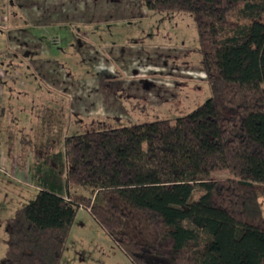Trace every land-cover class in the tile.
Masks as SVG:
<instances>
[{"label": "trees", "instance_id": "trees-1", "mask_svg": "<svg viewBox=\"0 0 264 264\" xmlns=\"http://www.w3.org/2000/svg\"><path fill=\"white\" fill-rule=\"evenodd\" d=\"M143 3L193 17L211 96L175 120L36 143L37 193L7 220L1 264H61L81 208L133 264H264V0Z\"/></svg>", "mask_w": 264, "mask_h": 264}, {"label": "rangeland", "instance_id": "rangeland-1", "mask_svg": "<svg viewBox=\"0 0 264 264\" xmlns=\"http://www.w3.org/2000/svg\"><path fill=\"white\" fill-rule=\"evenodd\" d=\"M201 59L188 13L151 11L143 0H0V264L7 220L37 193L34 145L53 138L63 148L101 122L191 112L211 96ZM61 264L133 263L81 208Z\"/></svg>", "mask_w": 264, "mask_h": 264}]
</instances>
